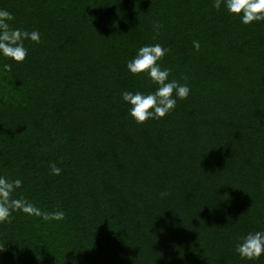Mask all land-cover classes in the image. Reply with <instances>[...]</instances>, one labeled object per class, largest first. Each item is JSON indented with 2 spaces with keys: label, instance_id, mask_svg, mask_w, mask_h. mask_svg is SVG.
<instances>
[{
  "label": "trees",
  "instance_id": "obj_1",
  "mask_svg": "<svg viewBox=\"0 0 264 264\" xmlns=\"http://www.w3.org/2000/svg\"><path fill=\"white\" fill-rule=\"evenodd\" d=\"M213 5L0 0L40 33L0 57V175L42 213L0 223V264H264L235 251L264 230V21ZM155 43L191 92L136 123L122 91L156 85L126 64Z\"/></svg>",
  "mask_w": 264,
  "mask_h": 264
},
{
  "label": "clouds",
  "instance_id": "obj_2",
  "mask_svg": "<svg viewBox=\"0 0 264 264\" xmlns=\"http://www.w3.org/2000/svg\"><path fill=\"white\" fill-rule=\"evenodd\" d=\"M221 5L242 24L264 21V0H214L215 8L220 9ZM13 19L12 12L0 8V57L22 63L28 55L25 40L38 43L40 33L37 30L29 32L11 26L10 21ZM199 46V42H194L197 50ZM168 51L159 43L145 44L137 49L136 54L126 64L130 73L144 74L156 85L154 91L147 93L139 90L122 91V100L128 105V113L136 123L165 117L175 108L177 99H187L191 92L186 83L181 84L175 79H170V69L161 66L160 61ZM11 67L10 63L3 64L4 71H10ZM51 170L55 175H59L62 171L55 164L51 165ZM21 186L20 179L9 180L7 176L0 175V223L10 222L11 213L17 210L28 215H42L34 204L25 199L13 198V193ZM53 215L56 219H61L64 214L56 212ZM3 251L4 246L0 248V252ZM235 251L242 259H259L264 255V230L248 232L240 236Z\"/></svg>",
  "mask_w": 264,
  "mask_h": 264
}]
</instances>
